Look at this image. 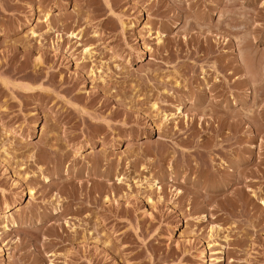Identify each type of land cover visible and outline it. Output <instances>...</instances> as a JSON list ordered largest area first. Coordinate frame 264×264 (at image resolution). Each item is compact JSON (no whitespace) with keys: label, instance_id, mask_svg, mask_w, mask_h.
Listing matches in <instances>:
<instances>
[{"label":"rangeland","instance_id":"374dc122","mask_svg":"<svg viewBox=\"0 0 264 264\" xmlns=\"http://www.w3.org/2000/svg\"><path fill=\"white\" fill-rule=\"evenodd\" d=\"M0 247L264 264V0H0Z\"/></svg>","mask_w":264,"mask_h":264},{"label":"bare ground","instance_id":"6f19581e","mask_svg":"<svg viewBox=\"0 0 264 264\" xmlns=\"http://www.w3.org/2000/svg\"><path fill=\"white\" fill-rule=\"evenodd\" d=\"M29 192L31 191V190H28ZM1 248V247H0Z\"/></svg>","mask_w":264,"mask_h":264}]
</instances>
